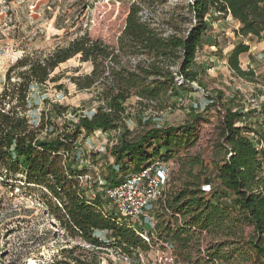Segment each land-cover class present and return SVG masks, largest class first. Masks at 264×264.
<instances>
[{"label": "trees", "instance_id": "trees-1", "mask_svg": "<svg viewBox=\"0 0 264 264\" xmlns=\"http://www.w3.org/2000/svg\"><path fill=\"white\" fill-rule=\"evenodd\" d=\"M175 1L171 13L159 20L145 15L144 10L154 13L156 7L168 0H134L116 49L83 35L47 53L25 54L5 73L0 90V183L17 184L19 179L26 187L38 189L43 206L63 236L68 242L76 241L60 247L48 264H100V248L106 245L138 264V253L149 251L126 220L108 213L100 199L88 196V188L80 183L83 173L71 154L81 130L91 134L119 129L124 120V104L131 97H136L140 104L164 108L169 103L173 105L172 99L180 93L193 92L192 83L200 86L198 73L192 67L198 42L207 29V17L230 16L239 24L234 30L236 37H264V0H189L186 4L184 0ZM249 49L247 44L235 45L226 61L236 77L255 82L254 71L243 70L239 63L240 55ZM76 56L80 62L93 65L89 74L76 81L78 89H89L102 78L107 84L99 96L104 106L89 117H80L72 129L67 127L68 132L56 130L55 137L49 139L44 131L54 130L57 125L45 128L30 123L29 93L33 85L45 84L60 64ZM131 58L134 63H130ZM177 78L181 79L180 84ZM212 105L214 102L206 108ZM66 111V107L57 106V116ZM243 116L240 110L224 108L220 117L213 146L216 155L211 162L217 178L210 179L198 155L186 152L177 158L174 181L179 185L164 195L163 205L172 212L170 219L164 217L165 223L173 221L175 226H164L163 235L157 234L169 240L193 241L194 232L198 231L224 238L207 249L204 258L211 264H264V156L247 135L250 129L237 126ZM201 121L206 122L203 112H194L177 127L152 129L135 141L120 138L110 153L121 176L108 186L121 183L154 158L166 161L173 151L193 146ZM151 140L154 150L148 153L145 145ZM206 184L211 186L209 193L201 190ZM177 215L181 217L180 223ZM244 226H251L253 232L246 236ZM97 233L108 234L110 241L105 242ZM193 247L187 241L176 243L173 254L178 260L190 261Z\"/></svg>", "mask_w": 264, "mask_h": 264}, {"label": "rangeland", "instance_id": "rangeland-1", "mask_svg": "<svg viewBox=\"0 0 264 264\" xmlns=\"http://www.w3.org/2000/svg\"><path fill=\"white\" fill-rule=\"evenodd\" d=\"M133 1L0 0V90L7 69L25 54L47 53L56 46H63L83 35L116 49L117 38L124 28L125 17ZM188 2L189 0H184L183 4ZM173 4H176L175 0H168L156 7L154 13L145 9L144 14H151L162 20L171 13ZM206 24L207 29L198 42L192 67L198 73L200 86L196 82L192 83L193 92L180 93L177 98L172 99L173 105L169 103L164 108L145 102L140 104L136 97L129 98L124 104L126 110L119 129L91 134H85L81 130L76 136L71 154L74 163L83 173L80 183L89 187L86 186L87 195H96L108 213L111 212L122 220L103 193V189L109 185L107 183L121 176L110 150L120 138L135 141L149 130L177 127L188 121L194 112H203L206 122L198 123V138L194 145L173 151L164 161L170 167L169 182L162 192V199L149 207L155 218L156 230L161 235L164 226L172 223L175 226L173 221L165 223V218L172 212L164 207L163 201L167 191L176 189L179 185L174 181L178 170L177 158L186 152L198 155L207 167V174L213 173L211 162L216 155L213 146L224 108L243 111L247 116L246 123L252 128L255 120H258L253 130L255 133L260 132L259 136L264 140V127L259 123L264 116V50L256 49L263 44L264 37L260 40L236 37V24L227 18L209 16ZM239 43L255 47L249 55L247 52L239 57L243 70H254L255 82L236 77L226 65L229 50ZM212 57L216 59L211 61ZM253 60H256L253 69L244 67L245 62ZM130 63H134L133 58ZM92 67L91 62H80L79 56H76L60 64L45 84L32 86L29 93L32 108L27 115L30 123L34 126L41 124L45 128L55 124L58 128L53 127L55 131L45 130V137L52 139L58 131L68 132L67 127L68 130L72 129V124L80 117H89L104 106L99 96L107 84L102 78L89 89L79 90L76 85L78 78L89 74ZM176 81L181 83L180 78ZM195 86L200 90H196ZM211 102L215 105L207 109L206 105ZM57 106L67 108L65 115L57 116ZM244 125L245 121L242 120L237 123V126ZM145 148L148 153H152L154 140L149 141ZM160 153L163 154V150ZM129 169L131 171L133 165ZM16 183H9L7 186L0 183V264H48L60 247L73 245L76 241L68 242L63 236V231L43 206L38 189L26 187L19 179ZM176 219L179 220L178 217ZM243 230L246 236L253 232L251 226H244ZM96 236L107 243L110 241L108 234L97 233ZM221 239L224 240L222 237L213 238L205 232L195 231L192 241L193 261L187 263L176 257L174 264H195L204 260L207 249ZM78 242L86 248L90 247L83 241ZM100 250L104 264H124L110 246L106 245Z\"/></svg>", "mask_w": 264, "mask_h": 264}, {"label": "built area", "instance_id": "built-area-1", "mask_svg": "<svg viewBox=\"0 0 264 264\" xmlns=\"http://www.w3.org/2000/svg\"><path fill=\"white\" fill-rule=\"evenodd\" d=\"M262 126L264 127V124ZM169 173L168 164L159 158H154L142 165L138 172L125 177L121 183L103 189L105 198L111 202L114 210L149 246V256L147 253H138V264H174L175 262L173 243L157 234L155 218L149 208L162 199V192L169 182ZM84 179H87L86 176ZM201 190L209 193L211 186L203 185ZM177 217L180 220L178 215ZM114 254L124 264H133L128 257L116 252ZM146 258H149V261ZM100 260V264H104L102 257Z\"/></svg>", "mask_w": 264, "mask_h": 264}, {"label": "crops", "instance_id": "crops-1", "mask_svg": "<svg viewBox=\"0 0 264 264\" xmlns=\"http://www.w3.org/2000/svg\"><path fill=\"white\" fill-rule=\"evenodd\" d=\"M227 19H230V20H232V18L230 17V16H228V17H226ZM232 21H234V20H232ZM235 22V24H236V26L234 27V29H237L238 28V26H239V24L236 22V21H234ZM248 45V44H247ZM249 47H250V49H249V51H248V55H249V53H251L253 50L252 49H254L255 47H252V46H250V44H249ZM232 49V48H231ZM231 49L229 50V52L231 51ZM256 49H258V50H264V41H263V44H261V45H259ZM247 54V53H246ZM243 55V54H242ZM242 55H240V57H242ZM260 56V55H259ZM258 56V57H259ZM216 58L215 57H212L211 58V61H214ZM226 62V61H225ZM226 64V63H225ZM253 64H256V60L254 61H252V62H250V61H248V62H245L244 63V67L246 68V67H249V68H252L253 69ZM227 65V64H226ZM254 71V70H253ZM232 111H235V109H231ZM241 111V110H240ZM243 112V111H242ZM243 114H244V116L242 117V121H245V125L244 126H246L247 128H249L250 129V132L247 134L249 137H251L252 138V140H253V142L256 144V146H257V148L258 149H260L262 152H263V156H264V140L262 139V138H260V136H259V133L260 132H254V127H255V122H258V120H255V122H254V124H253V128L249 125V124H247L246 123V119H247V116H246V114L243 112ZM264 114V113H263ZM261 125H263L264 124V116H263V119L261 120V122H259ZM247 124V125H246ZM210 171H212V170H210ZM212 174V175H211ZM209 177H210V179L212 180H214L215 178H217V174H215L214 172L212 173V172H210L209 174H207ZM211 175V176H210ZM213 176V177H212ZM87 186V185H86ZM88 187V186H87ZM89 188V187H88ZM93 195V194H92ZM222 200V202L223 203H227V201H226V199H221ZM230 200L232 201V200H234V198L232 197V196H230ZM161 212H162V210H160ZM181 218V217H180ZM178 222H181V220H178ZM172 241V243H173V245L174 244H179V243H183V242H186L187 241V243L188 244H191L192 243V241L191 240H185V239H183V238H174L173 240H171ZM193 248H192V250H191V254L193 255ZM176 258V257H175ZM176 260V259H175ZM180 261V260H179ZM193 261V258H191V260L190 261H187V263H190V262H192ZM201 261V260H200ZM200 261H198V262H196L195 264H202L203 262H204V264H211V263H209L205 258H204V260H202L201 262ZM191 264H193V263H191Z\"/></svg>", "mask_w": 264, "mask_h": 264}, {"label": "water", "instance_id": "water-1", "mask_svg": "<svg viewBox=\"0 0 264 264\" xmlns=\"http://www.w3.org/2000/svg\"><path fill=\"white\" fill-rule=\"evenodd\" d=\"M191 85H192V84H191ZM195 87H196V88H195L196 90H200V88H199V87H197V86H195Z\"/></svg>", "mask_w": 264, "mask_h": 264}]
</instances>
